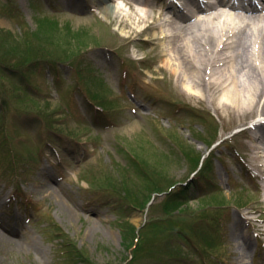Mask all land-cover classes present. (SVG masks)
Wrapping results in <instances>:
<instances>
[{
	"label": "rangeland",
	"instance_id": "obj_1",
	"mask_svg": "<svg viewBox=\"0 0 264 264\" xmlns=\"http://www.w3.org/2000/svg\"><path fill=\"white\" fill-rule=\"evenodd\" d=\"M112 5L151 16L133 33ZM130 6L0 0V264H173L163 241L204 218L215 233L194 228L196 254L181 264H264V162L250 149L264 89L255 112L220 105L225 90L197 87L195 97L163 57L161 31L149 29L165 0ZM241 61L255 67L250 55ZM177 187L189 195L178 217L157 208L167 195L148 211ZM213 198L225 211L199 215ZM237 228L251 242L245 260Z\"/></svg>",
	"mask_w": 264,
	"mask_h": 264
},
{
	"label": "bare ground",
	"instance_id": "obj_2",
	"mask_svg": "<svg viewBox=\"0 0 264 264\" xmlns=\"http://www.w3.org/2000/svg\"><path fill=\"white\" fill-rule=\"evenodd\" d=\"M105 1L113 2L114 0ZM205 1H186L188 12L196 11L191 16L184 14L185 12L181 13L182 17L169 16L170 14H164V12L159 13L160 20L156 24L150 25L149 29L153 28L156 32L157 29L161 31V37L167 42V45L164 46L163 57L170 58L167 59L168 64L174 65V73L179 76L182 85L185 82V86L191 94L195 97L198 96L194 93L197 87H202L210 92L225 90L226 98L216 100L220 105L228 106L236 113H242V110L244 112L254 110L253 112H255L259 104L256 96L264 89V67L261 72L258 70L264 64V16L259 14L260 8L256 4L252 7L258 11L250 10L249 7L245 6L246 9L242 10L236 4L230 6L228 2L230 0ZM127 2L129 5L131 4V8L134 4H144L140 0H125V3ZM195 2H199V4L194 6ZM173 3L171 2L170 5ZM198 7L201 9L208 8L205 16H201V18L197 16L202 15V11H197ZM222 7L229 8L231 11L227 12ZM110 9L114 20L124 27L131 28L133 33L137 32L139 26L145 24L151 16L149 8L145 9L143 15L137 10L133 15L135 17L125 14L122 8L117 7V5H112ZM170 9L173 10V7L170 6ZM241 11L248 15L238 13ZM195 16L198 19L197 22L193 23L190 20ZM243 55H250L254 60L255 67L242 63L241 57ZM255 55H257L256 59ZM216 60L220 61L216 62ZM221 62L223 63L219 64ZM206 63H209L208 66H214L212 72H209L211 75L210 82L207 83H205L206 77L205 82L200 77L201 67L203 68ZM217 64L219 65L216 66ZM222 65L223 67L220 68ZM207 69L206 76H208ZM241 71L248 73L249 79L246 82L239 79ZM186 81H190L189 85L186 84ZM241 87L251 92L250 96H242L240 94ZM263 115L264 108L260 111L259 117ZM260 120L262 119L259 118L256 122ZM254 127L260 129L261 132L264 129V126L261 127L257 124ZM252 141L256 142L250 147L252 161L263 163L264 133L259 137L253 136ZM260 171L263 173V170L260 169ZM231 237L237 246L240 258L245 260L251 253V242L247 237H244L242 231H238V228L237 231L232 230Z\"/></svg>",
	"mask_w": 264,
	"mask_h": 264
},
{
	"label": "trees",
	"instance_id": "obj_3",
	"mask_svg": "<svg viewBox=\"0 0 264 264\" xmlns=\"http://www.w3.org/2000/svg\"><path fill=\"white\" fill-rule=\"evenodd\" d=\"M29 61H31V59ZM34 62H37V61H34ZM20 67H22V66H20ZM86 85H87V83H86ZM87 92H88V94H90V96L95 101L98 100L97 97H94V95L88 89H87ZM99 104H101V105L106 107V105H104L102 103H99ZM183 192H184V190H183ZM175 194L176 193L168 195L167 199L165 200V201H167L166 208H165L166 209L165 213L167 215H170V216H174V215L177 216L183 210V208H182V206H183L182 201L183 200L181 198H179ZM218 203H219V201L216 198L210 199L205 204L204 209L201 212H199V215H201L203 212H207V211H216V210L219 209V207H218L219 205H224V204H218ZM164 224L166 225V220L164 221ZM194 228L201 229V227L199 225H197ZM194 228L192 230H189V231H182V229H178L177 228L178 230L176 231V233L174 235H172V237H167V239H165L163 241L164 242V248H166L169 251L166 254H169L171 256L169 258H171L173 260V262L178 263L180 257H182V256H184V257L192 256L195 253V251H193L192 248L190 249V242L186 238V236H188L190 238L194 237V234L197 232V229L195 230ZM174 237H176V238H174ZM210 238H212V237H205L204 238L206 244H209L207 242H208V239H210ZM173 240L174 241L178 240L179 242H182V243H184L187 246L179 244V246L176 248L175 246H173V244H174Z\"/></svg>",
	"mask_w": 264,
	"mask_h": 264
}]
</instances>
